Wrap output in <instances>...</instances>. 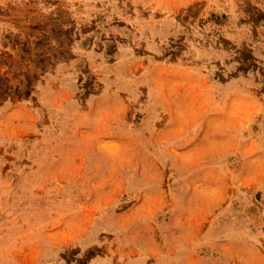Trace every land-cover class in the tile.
I'll list each match as a JSON object with an SVG mask.
<instances>
[{"label":"rangeland","instance_id":"rangeland-1","mask_svg":"<svg viewBox=\"0 0 264 264\" xmlns=\"http://www.w3.org/2000/svg\"><path fill=\"white\" fill-rule=\"evenodd\" d=\"M0 264H264V0H0Z\"/></svg>","mask_w":264,"mask_h":264}]
</instances>
